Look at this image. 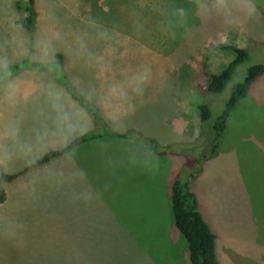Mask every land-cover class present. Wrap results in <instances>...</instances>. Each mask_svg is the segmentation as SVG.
<instances>
[{
  "label": "rangeland",
  "instance_id": "obj_1",
  "mask_svg": "<svg viewBox=\"0 0 264 264\" xmlns=\"http://www.w3.org/2000/svg\"><path fill=\"white\" fill-rule=\"evenodd\" d=\"M79 1L35 0V7L54 11L69 31L85 29L90 17L118 22L132 40L129 59L149 65L152 81L135 115L116 130L136 131L134 137H100L113 140L111 167L103 166L95 139L79 147L78 163L89 170L91 187L99 195L87 206L53 195L44 205L23 213L21 232L0 234V264H191L189 243L175 221L172 184L177 178L188 179L199 166L203 171L191 184L199 208L218 234L217 248L221 239L229 238L221 241V264H259L261 256L249 253L260 251L264 257V231L256 234L264 229V138L258 141L264 135V76L247 95L254 94L234 109L232 134L226 140L227 130L214 154L212 125L225 108L232 84L220 94L212 93L208 84L210 73L221 72L236 58L225 45L242 46L251 53L233 82L245 79L252 64L264 62L260 3L252 0V14L233 22L194 15L191 30L170 39L157 30L160 17L151 8L143 10V30L136 33L133 11L140 10L138 0ZM15 7L26 16L17 0ZM36 23L38 30L46 21L36 14ZM65 70L73 71L68 66ZM204 102L214 111L208 121L202 119ZM112 119L119 128L120 117L113 114ZM99 129L96 122L91 133ZM145 137L169 145L170 150H153L142 140ZM180 144H186L188 151ZM106 183L109 187L104 190ZM3 209L10 210L6 199L0 202Z\"/></svg>",
  "mask_w": 264,
  "mask_h": 264
},
{
  "label": "clouds",
  "instance_id": "obj_2",
  "mask_svg": "<svg viewBox=\"0 0 264 264\" xmlns=\"http://www.w3.org/2000/svg\"><path fill=\"white\" fill-rule=\"evenodd\" d=\"M133 28L143 30L142 12L151 8L161 35L187 34L194 15L233 22L251 15L252 0H138ZM44 27L29 31L15 0H0V192L10 205L0 210V234L13 236L25 224L22 214L53 195L91 204L99 195L89 170L78 163L79 147L99 117L110 130L126 126L152 81L147 64L128 57L130 34L113 21L90 17L85 29L66 30L54 11L36 9ZM64 54L71 73L58 59ZM88 86L84 87L85 79ZM117 115L119 128L112 115ZM113 140L97 138L94 149L105 168L112 166ZM48 158L45 163V158ZM16 176L7 181V176ZM109 185L103 186L107 190Z\"/></svg>",
  "mask_w": 264,
  "mask_h": 264
},
{
  "label": "trees",
  "instance_id": "obj_3",
  "mask_svg": "<svg viewBox=\"0 0 264 264\" xmlns=\"http://www.w3.org/2000/svg\"><path fill=\"white\" fill-rule=\"evenodd\" d=\"M261 7L264 9V0H257ZM17 4L22 6L26 11V27L29 31L37 28L36 23V7L35 0H17ZM225 49L230 48L236 53V58L232 60L221 72L210 73L211 80L208 87L212 93L220 94L225 91L230 84L231 94L226 101L224 110L217 116L213 122V128L216 131V135L213 141L212 153H216L220 147L221 138L224 135L228 121L230 119L233 109L238 105L240 100L245 97L256 80L264 74V62H257L249 67L248 73L245 79L240 81H234L235 73L240 64L247 61L251 57L250 51L242 46L238 45H225ZM57 59L63 64L64 54H59ZM233 82V83H232ZM202 110L203 121H208L213 118V107L209 102H204L200 105ZM100 129L96 132L90 133L81 142L80 146L87 143L92 139H97L104 136H113L119 139H128L134 137L136 131L119 132L109 129L99 117L96 120ZM138 133V132H137ZM139 134V133H138ZM144 143L150 146L153 150L168 149V146H161L157 141L145 137L142 139ZM183 146L184 151H188V146ZM173 147V146H170ZM41 163H45L47 161ZM202 166H199L195 172H192L188 179L177 178L172 184V202L175 215V221L178 228L186 237L190 248L191 264H221L218 249L217 239L218 234L212 228L209 221L204 217L202 211L199 208V201L197 193L192 189V180L202 171ZM16 176H7V181H13ZM5 195L0 192V202L4 201Z\"/></svg>",
  "mask_w": 264,
  "mask_h": 264
},
{
  "label": "crops",
  "instance_id": "obj_4",
  "mask_svg": "<svg viewBox=\"0 0 264 264\" xmlns=\"http://www.w3.org/2000/svg\"><path fill=\"white\" fill-rule=\"evenodd\" d=\"M74 1L76 2V1H79V0H74ZM93 1H94V0H93ZM170 1H171V0H170ZM186 1H187V0H186ZM79 2H80V1H79ZM91 2H92V0H91ZM90 7H91V6H90ZM149 44H150V43H149ZM64 60H65V61H64V65H65V67H67V66H68V61H67L65 55H64ZM66 65H67V66H66ZM261 76H264V74L261 75ZM261 76H260V77H261ZM260 77H259V78H260ZM259 78H258V79H259ZM258 79H257V80H258ZM257 80H256V82L254 83V85L252 86V88L256 87V83L258 82ZM252 88H251V89H252ZM251 89H250V90H251ZM248 94H249V93H248ZM252 94H254L253 91L250 92V95H249V96L246 95V96H247L246 99H248ZM244 98H245V97H243V98L240 100V102H244V101L246 100V99L244 100ZM242 100H244V101H242ZM240 102H239V103H240ZM239 103H238V104H239ZM236 107H237V106H236ZM236 107H235V108H236ZM235 108H234V109H235ZM234 109H233V111H234ZM233 111H232L231 116H230V119H229V121H228L227 129H226L224 135H223L222 138H221V143H222V141H223L224 136L226 135L227 130L230 129L228 135L226 136V140H227V138L230 137L231 134H232L231 132H232V129H233V128H231L230 122H231V119L233 118V117H232ZM263 138H264V135H263V137H259V138H258V141L263 142ZM221 143H220V146H221ZM243 156L245 157V154H244ZM247 159H248V160H251V161H254V158H253L252 156H250V155H248ZM202 171H203V170H202ZM219 231H220V230H219ZM263 231H264V229H262V230L257 229V230H256V234H257V236L259 237V234H260L261 232H263ZM224 239H229V238H228V237H226V238L224 237L223 239L220 240V244H218V248H217V249H218V255H219V258H221V253H220L221 241L224 240ZM249 254H250L252 257H255L256 255H257V256H261V258H259L260 260H259L258 262H259V264L264 263V259H263L264 257L262 258V255H261L260 251H259L258 254H254L252 251H250ZM262 259H263V260H262Z\"/></svg>",
  "mask_w": 264,
  "mask_h": 264
}]
</instances>
